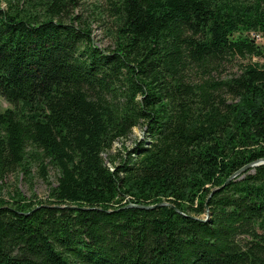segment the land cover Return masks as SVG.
Here are the masks:
<instances>
[{"label": "trees", "instance_id": "16d2710c", "mask_svg": "<svg viewBox=\"0 0 264 264\" xmlns=\"http://www.w3.org/2000/svg\"><path fill=\"white\" fill-rule=\"evenodd\" d=\"M85 1L0 0V264H264V0Z\"/></svg>", "mask_w": 264, "mask_h": 264}, {"label": "rangeland", "instance_id": "374dc122", "mask_svg": "<svg viewBox=\"0 0 264 264\" xmlns=\"http://www.w3.org/2000/svg\"><path fill=\"white\" fill-rule=\"evenodd\" d=\"M91 1L93 4L96 0H87L85 2H87L88 4V2ZM81 10V6L78 5L75 11L80 12ZM90 10L91 9L89 8L87 13H90ZM92 28L96 46L103 48L108 45L109 39L104 35V30L102 29L100 24L97 22L93 23ZM255 36H257L258 38H255ZM252 39L257 45H260L262 48H264V33L255 31ZM249 61H258L259 63H263L264 57L238 59V63H247ZM237 64L235 67H232V65L228 64V66H226V71L223 73V75L228 72H235ZM10 107L11 105L0 97V111H3L6 108ZM144 139H147V136L143 132L142 128L134 127L129 137L114 143V149H112V152L115 149L122 147L130 149L135 145V143L140 142ZM104 158H106V156H104ZM45 163L47 166L46 177H42L40 175L39 166L35 163L29 165L30 170L28 171V173L19 168H17V170H15L14 172L8 173L2 181L0 180V197L4 199H9L10 196L14 195L17 191L27 198L31 197L32 194H34L37 198L40 199L46 198L49 186H53L56 184L57 170L47 161H45ZM107 164L109 165L108 162Z\"/></svg>", "mask_w": 264, "mask_h": 264}, {"label": "water", "instance_id": "95a60500", "mask_svg": "<svg viewBox=\"0 0 264 264\" xmlns=\"http://www.w3.org/2000/svg\"><path fill=\"white\" fill-rule=\"evenodd\" d=\"M261 163H264V159H261V160H258L252 164H250L249 166H253V165H258V164H261ZM245 170V168H242L241 170H239L238 172H236L234 175H237L239 174L241 171Z\"/></svg>", "mask_w": 264, "mask_h": 264}, {"label": "built area", "instance_id": "2783aa9c", "mask_svg": "<svg viewBox=\"0 0 264 264\" xmlns=\"http://www.w3.org/2000/svg\"><path fill=\"white\" fill-rule=\"evenodd\" d=\"M254 33H255V32H252V33H251V36H252V37L254 36ZM256 37H257V36H255V38H256ZM257 38H258V37H257Z\"/></svg>", "mask_w": 264, "mask_h": 264}]
</instances>
